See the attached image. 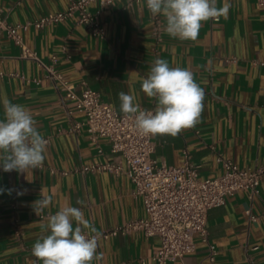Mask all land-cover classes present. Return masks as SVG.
Segmentation results:
<instances>
[{
	"label": "crops",
	"instance_id": "1",
	"mask_svg": "<svg viewBox=\"0 0 264 264\" xmlns=\"http://www.w3.org/2000/svg\"><path fill=\"white\" fill-rule=\"evenodd\" d=\"M223 3L217 0V7ZM228 3L226 16L202 22L195 41L169 36L165 19L150 13L146 0H118L103 8L91 4L89 12L104 29L102 39L92 37L74 19L38 30L30 26L20 34L44 65H51L52 55L57 57L53 69L75 93L85 88L96 90L119 114H124L120 92L134 94L140 108L154 110L156 101L141 91V82L157 58L171 67L189 69L204 91L199 122L175 137L152 136V157L159 165L177 167L187 151L191 161L200 166L199 178H212L222 172L219 157L240 168L264 166V13L256 0ZM67 5L68 0H0V10L10 24L63 11ZM0 73V94L28 108L48 142L39 169L4 172L0 166V189L4 190L0 192V264H33L32 247L47 234V217L64 205L81 208L99 233L97 253H102L103 259L92 264H153L157 238L139 232L108 239L100 236L145 216L127 177L84 169L112 159L106 140L93 143L85 130L67 132L83 120V114L65 98L46 69L21 57L20 48L4 33L0 34ZM42 194L51 195L53 202L37 215L32 205ZM247 211L257 220L251 221ZM13 219L23 231L19 239L13 234ZM207 228L208 243L216 250L215 264H264V179L253 200L241 191L211 209ZM195 246L194 252L183 257V264H210L208 245L195 237Z\"/></svg>",
	"mask_w": 264,
	"mask_h": 264
},
{
	"label": "built area",
	"instance_id": "2",
	"mask_svg": "<svg viewBox=\"0 0 264 264\" xmlns=\"http://www.w3.org/2000/svg\"><path fill=\"white\" fill-rule=\"evenodd\" d=\"M116 1L68 0L63 11L49 13L23 24H10L0 10V34L7 35L20 48L21 57L44 67L64 92L65 98L72 101L75 109L83 114V120L74 123L67 132L79 133L85 130L93 143L98 139L106 140L112 159L93 163L84 169L123 175L133 184L132 195L140 200L145 216L107 230L100 235L101 238L108 239L132 232L155 237L159 240V247L151 256L153 264H183V257L195 251V237H198L208 245L209 263L215 264L216 250L208 243V212L223 205L227 197L241 191L246 192L250 200L257 197L260 183L264 179V166L240 168L232 161L219 157L222 172L216 177L201 179L200 166L191 161L187 151L183 153L180 166L159 165L152 157L155 152L152 135L146 136L139 132L135 128L134 118L119 114L96 90L85 88L80 94L75 93L74 87L53 69L57 61L55 55L50 57L51 65H44L37 54L23 43L20 32L28 27L38 30L67 19H74L77 25L86 27L92 37L102 39L104 29L89 12V7L99 3L103 8ZM256 3L264 13V0H256ZM33 81L39 83L38 79ZM97 154H102L99 147ZM246 214L251 221L257 220L249 211ZM11 225L14 236L21 238L23 231L17 219H13Z\"/></svg>",
	"mask_w": 264,
	"mask_h": 264
},
{
	"label": "clouds",
	"instance_id": "3",
	"mask_svg": "<svg viewBox=\"0 0 264 264\" xmlns=\"http://www.w3.org/2000/svg\"><path fill=\"white\" fill-rule=\"evenodd\" d=\"M146 6L153 16L165 19L166 33L181 41H195L202 22L226 16L230 8L228 0L221 7H217V0H146ZM141 91L156 101L154 110H141L134 94L120 92L118 96L121 112L134 118L135 128L143 135L175 137L199 122L204 91L189 69L171 67L166 60L157 58L142 79ZM0 103L4 111V118L0 119V166L4 172L28 173L39 169L48 142L38 131L32 112L12 103L7 94H0ZM8 191L11 194L12 190ZM52 202L51 195L42 194L32 207L39 215ZM44 230L47 234L32 247V256L41 264H92L103 259V254L97 253L99 233L79 207L61 206L47 217ZM85 230L96 235L89 236Z\"/></svg>",
	"mask_w": 264,
	"mask_h": 264
}]
</instances>
